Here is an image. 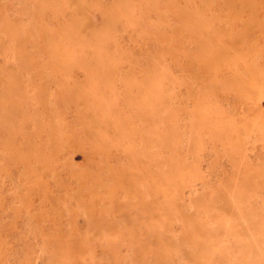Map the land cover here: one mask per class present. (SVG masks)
I'll return each mask as SVG.
<instances>
[{
    "label": "rangeland",
    "instance_id": "374dc122",
    "mask_svg": "<svg viewBox=\"0 0 264 264\" xmlns=\"http://www.w3.org/2000/svg\"><path fill=\"white\" fill-rule=\"evenodd\" d=\"M0 264H264V0H0Z\"/></svg>",
    "mask_w": 264,
    "mask_h": 264
},
{
    "label": "bare ground",
    "instance_id": "6f19581e",
    "mask_svg": "<svg viewBox=\"0 0 264 264\" xmlns=\"http://www.w3.org/2000/svg\"><path fill=\"white\" fill-rule=\"evenodd\" d=\"M108 173V172H107Z\"/></svg>",
    "mask_w": 264,
    "mask_h": 264
}]
</instances>
